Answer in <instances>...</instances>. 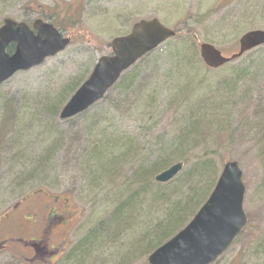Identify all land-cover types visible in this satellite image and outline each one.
Instances as JSON below:
<instances>
[{"label":"trees","instance_id":"1","mask_svg":"<svg viewBox=\"0 0 264 264\" xmlns=\"http://www.w3.org/2000/svg\"><path fill=\"white\" fill-rule=\"evenodd\" d=\"M64 14L70 17L68 8ZM13 50L11 45L8 52ZM247 54L251 57L249 63L231 65L225 78L207 83L198 76L203 62L197 55L196 39L190 33L180 35L176 31L173 39L122 74L101 100L100 107L104 109L94 110L100 102L66 120L68 131L60 130L57 120L89 73L68 82L56 97L8 96L3 105L0 100L5 109L4 123L16 125L15 136L9 142L0 138V154L5 153L4 149L19 150L24 134L32 128L39 129L37 136L50 134L48 145L35 156L29 151L23 159H8L12 164L27 165L24 174L42 178L55 168L51 161L64 143L77 142L71 158L76 163L80 161L82 179L92 190L103 184L104 195L114 197L107 215L68 251L63 263L126 264L137 255L147 257L190 222L219 177L214 159L225 160L222 149L227 151L237 143L232 121L234 113L244 119V110L253 100V90L247 86L257 85L264 75L260 56L252 59V51ZM165 62L166 103L165 99L160 101L158 82L161 75L165 76L161 71ZM109 96L114 98L107 101ZM257 102L255 99L251 108L264 113ZM134 109L141 117H148L151 124L129 136L112 124L110 115L114 111L125 115ZM152 114L158 115L156 119L161 115L172 119V132L167 131L166 124V132L151 135L152 130L157 132ZM258 133L264 159V123ZM150 136L155 137L154 141L145 148L141 140ZM180 161L186 167L174 179L165 184L154 180L159 172Z\"/></svg>","mask_w":264,"mask_h":264},{"label":"rangeland","instance_id":"2","mask_svg":"<svg viewBox=\"0 0 264 264\" xmlns=\"http://www.w3.org/2000/svg\"><path fill=\"white\" fill-rule=\"evenodd\" d=\"M67 8L70 17L64 14ZM5 18L24 21L30 25L36 19L49 21L58 26L61 33L70 38L71 43L63 52L47 58L36 67L16 73L2 84L0 86L2 105L8 96L17 98L26 96L28 99L56 97L68 82L78 81L90 73L101 55H110L112 39L129 33L132 25L139 20L157 18L166 27L178 31L180 35L190 33L196 39L198 57L199 44L202 42H209L220 48L225 56H231L238 51L241 35L250 30H264V0H0V26ZM256 51L259 52L255 53ZM252 53L254 55L252 59L260 56L264 63V46L252 50ZM250 58L245 54L229 65L211 72L200 63L198 76L207 83H213L226 77L229 66L249 63ZM163 65L161 71L165 76L161 75L162 79L158 80L161 84L160 101L166 97L164 90L166 62ZM249 84L247 89L253 90V100L244 110V119L240 120L238 113H234V122L232 121V131L237 143L230 146L227 151L222 149L226 156L225 160L219 157L214 159L219 175L227 161L238 162L246 188L243 208L247 224L228 250L212 264L264 262V159L263 146L255 141L264 123V113L255 112L251 108L257 99L259 108L264 111V75L259 78L257 85ZM113 98L109 96L107 101ZM2 105L0 104V138L7 143L15 136L16 125L4 123L5 109ZM100 106L102 102L94 110ZM163 109L166 111L164 106ZM124 114L114 111L110 119L116 128L129 136L138 134L142 127L151 124L148 117L143 118L139 115L138 109ZM155 116L158 115L152 114V117ZM156 117L152 121L157 122V132L152 130L151 135L156 136L159 131L166 132V124L167 131L171 133L174 128L172 119L166 120L164 115L158 119ZM61 120L59 118L57 120L60 122L58 128L68 131L66 120ZM81 123L82 119L79 121V124ZM38 131L39 129L35 127L24 134L25 138H22L19 150L4 149L5 153L0 154V212L24 195L34 193L43 202H47L53 196L68 199L76 213L66 249L71 250L90 231L93 224L107 215L106 211L111 207L110 203L114 197L104 195L106 190L103 191V184L92 190L82 179L80 161L76 163L72 160L74 158L72 150L78 147L77 142L71 144L68 140L67 144L64 143L65 147L51 161L55 168L42 178L24 174L25 168L28 167L23 166V163L12 164L9 158L21 156L23 159L24 155L30 154L29 151L34 152L35 156L48 145L50 134L37 136ZM154 136L141 140V144L148 148L149 144L153 143ZM185 167L184 163V169ZM67 253L54 264H65L63 261ZM148 256L137 255L126 264H148ZM0 264L26 263L13 258L7 251H0Z\"/></svg>","mask_w":264,"mask_h":264},{"label":"water","instance_id":"3","mask_svg":"<svg viewBox=\"0 0 264 264\" xmlns=\"http://www.w3.org/2000/svg\"><path fill=\"white\" fill-rule=\"evenodd\" d=\"M175 31L157 18L140 20L131 32L113 38L112 55H102L89 77L73 94L60 113L65 120L87 110L101 100L123 72L139 59L155 50ZM70 43L51 23L36 19L32 29L25 22L6 18L0 27V85L18 71L40 65L48 57L62 52ZM15 45L12 54L7 48ZM264 45V30L244 33L239 51L225 57L210 43H201L200 56L209 68H219L244 53ZM176 162L155 176L158 183H167L183 169ZM245 185L236 161L227 162L206 202L192 220L175 236L152 252L149 264H211L232 244L247 222L243 209Z\"/></svg>","mask_w":264,"mask_h":264},{"label":"flooded vegetation","instance_id":"4","mask_svg":"<svg viewBox=\"0 0 264 264\" xmlns=\"http://www.w3.org/2000/svg\"><path fill=\"white\" fill-rule=\"evenodd\" d=\"M75 217L66 198L25 195L0 212V251L26 264H54L67 251Z\"/></svg>","mask_w":264,"mask_h":264},{"label":"bare ground","instance_id":"5","mask_svg":"<svg viewBox=\"0 0 264 264\" xmlns=\"http://www.w3.org/2000/svg\"><path fill=\"white\" fill-rule=\"evenodd\" d=\"M258 144H261L262 145V142H260V140H258V138H257V140H255Z\"/></svg>","mask_w":264,"mask_h":264}]
</instances>
